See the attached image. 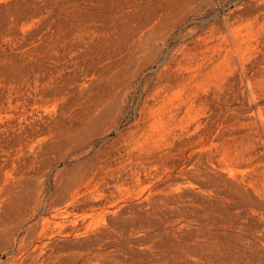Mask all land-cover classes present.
I'll list each match as a JSON object with an SVG mask.
<instances>
[{"label": "rangeland", "instance_id": "1", "mask_svg": "<svg viewBox=\"0 0 264 264\" xmlns=\"http://www.w3.org/2000/svg\"><path fill=\"white\" fill-rule=\"evenodd\" d=\"M0 264H264V0H0Z\"/></svg>", "mask_w": 264, "mask_h": 264}, {"label": "bare ground", "instance_id": "2", "mask_svg": "<svg viewBox=\"0 0 264 264\" xmlns=\"http://www.w3.org/2000/svg\"><path fill=\"white\" fill-rule=\"evenodd\" d=\"M48 144H49V141H47L43 144H40L38 146L37 151H43L47 147ZM53 144H55V143L52 142L51 145H53ZM62 147H63V151L59 154L58 158H56V160L54 161L55 165L56 164L60 165L62 163L68 162L76 151V144L73 141L63 143ZM48 172H49V170L47 171L45 169H41L40 172L36 171V175H38L39 177H42L44 182H46ZM48 197H50L51 200L45 206V212H44L45 216H41V217H38L36 219H31L30 222H26V224H23L21 226V229L25 230L27 237H32L34 235V233H36L40 227L44 228L46 225L65 224V223H67L68 217L70 215H73L74 213L76 214V211H74L76 209V207L72 204V208L70 209L69 204L66 200L67 194L60 192L58 186H55L54 189L50 190ZM89 204H91V203H89ZM81 206H80V208H81ZM77 208L79 210V207H77ZM28 245H30V244H28ZM12 258H13L12 260H15L16 255H13Z\"/></svg>", "mask_w": 264, "mask_h": 264}]
</instances>
